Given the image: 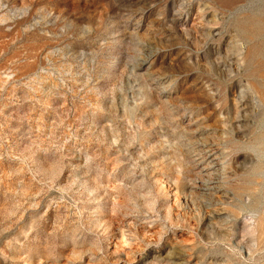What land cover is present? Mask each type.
<instances>
[{
	"label": "rangeland",
	"instance_id": "obj_1",
	"mask_svg": "<svg viewBox=\"0 0 264 264\" xmlns=\"http://www.w3.org/2000/svg\"><path fill=\"white\" fill-rule=\"evenodd\" d=\"M0 264H264V0H0Z\"/></svg>",
	"mask_w": 264,
	"mask_h": 264
},
{
	"label": "bare ground",
	"instance_id": "obj_2",
	"mask_svg": "<svg viewBox=\"0 0 264 264\" xmlns=\"http://www.w3.org/2000/svg\"><path fill=\"white\" fill-rule=\"evenodd\" d=\"M215 160V159H214Z\"/></svg>",
	"mask_w": 264,
	"mask_h": 264
}]
</instances>
